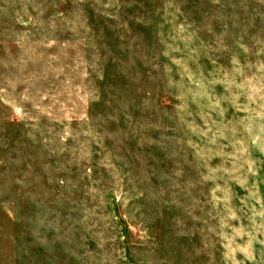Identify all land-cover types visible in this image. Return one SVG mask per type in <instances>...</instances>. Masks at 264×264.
<instances>
[{"label":"rangeland","instance_id":"1","mask_svg":"<svg viewBox=\"0 0 264 264\" xmlns=\"http://www.w3.org/2000/svg\"><path fill=\"white\" fill-rule=\"evenodd\" d=\"M0 264H264V0H0Z\"/></svg>","mask_w":264,"mask_h":264}]
</instances>
